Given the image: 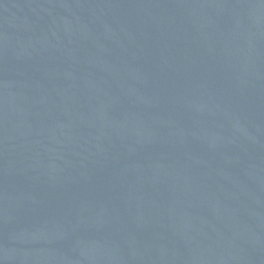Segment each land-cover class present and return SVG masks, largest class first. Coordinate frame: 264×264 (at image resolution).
<instances>
[{
	"label": "water",
	"instance_id": "1",
	"mask_svg": "<svg viewBox=\"0 0 264 264\" xmlns=\"http://www.w3.org/2000/svg\"><path fill=\"white\" fill-rule=\"evenodd\" d=\"M0 264H264V0H0Z\"/></svg>",
	"mask_w": 264,
	"mask_h": 264
}]
</instances>
